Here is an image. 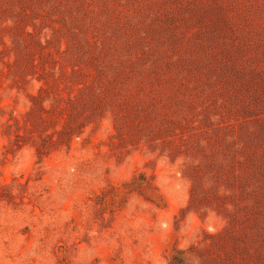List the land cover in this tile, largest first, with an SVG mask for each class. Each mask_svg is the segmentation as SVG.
I'll return each instance as SVG.
<instances>
[{
  "label": "rangeland",
  "instance_id": "1",
  "mask_svg": "<svg viewBox=\"0 0 264 264\" xmlns=\"http://www.w3.org/2000/svg\"><path fill=\"white\" fill-rule=\"evenodd\" d=\"M0 264H264V0H0Z\"/></svg>",
  "mask_w": 264,
  "mask_h": 264
}]
</instances>
